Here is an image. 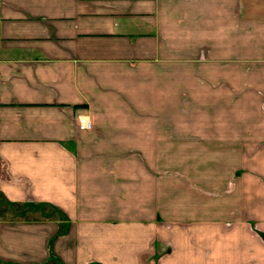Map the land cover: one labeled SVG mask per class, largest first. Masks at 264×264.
Instances as JSON below:
<instances>
[{"label": "crops", "instance_id": "0c3cea01", "mask_svg": "<svg viewBox=\"0 0 264 264\" xmlns=\"http://www.w3.org/2000/svg\"><path fill=\"white\" fill-rule=\"evenodd\" d=\"M261 236L264 0H0V264H264Z\"/></svg>", "mask_w": 264, "mask_h": 264}, {"label": "rangeland", "instance_id": "374dc122", "mask_svg": "<svg viewBox=\"0 0 264 264\" xmlns=\"http://www.w3.org/2000/svg\"><path fill=\"white\" fill-rule=\"evenodd\" d=\"M226 81L228 82L227 79H226ZM181 85H182V83H181ZM191 104H192V107L197 109V110H206L208 113H211V114L216 113V109L213 106L208 105V103H206L205 101L200 102L198 100H193V102ZM167 105H168V103H167ZM192 136H194L197 139L192 140L191 142H199L200 141L199 138L201 136H204V138H209L210 133H209V131H206V134H205L204 130H201L199 133L193 134ZM207 140L209 141V139H207ZM208 141H205L204 144H207ZM186 143L181 142L180 145L186 146ZM199 159H204V156H199ZM208 166H209V163L205 162L206 169H202L203 166H201L200 168L197 167L195 171H191V172L185 171V170H182V171H184L186 173V175L188 176V178L192 182L193 181L197 182V185L193 182L195 184L194 189L201 190L204 193H206L204 191L205 188H208L209 191H213V192L217 191L218 192L220 190V188L223 189L222 184L224 182H214V184H210L206 177L208 176V177H213V179H215V180H218V179L222 180V178L224 176V171H222L223 167L221 164H215L213 170L211 171V169L208 168ZM166 168H169V167L166 165ZM183 181L187 182V178H185ZM188 188H189V186H188Z\"/></svg>", "mask_w": 264, "mask_h": 264}, {"label": "built area", "instance_id": "2783aa9c", "mask_svg": "<svg viewBox=\"0 0 264 264\" xmlns=\"http://www.w3.org/2000/svg\"><path fill=\"white\" fill-rule=\"evenodd\" d=\"M75 126L78 132H87L94 129V126L87 115H80L75 119Z\"/></svg>", "mask_w": 264, "mask_h": 264}, {"label": "trees", "instance_id": "16d2710c", "mask_svg": "<svg viewBox=\"0 0 264 264\" xmlns=\"http://www.w3.org/2000/svg\"><path fill=\"white\" fill-rule=\"evenodd\" d=\"M262 238H264L263 236H261Z\"/></svg>", "mask_w": 264, "mask_h": 264}]
</instances>
